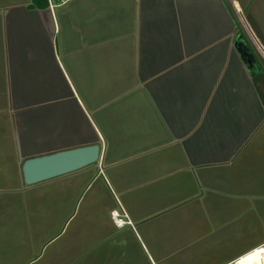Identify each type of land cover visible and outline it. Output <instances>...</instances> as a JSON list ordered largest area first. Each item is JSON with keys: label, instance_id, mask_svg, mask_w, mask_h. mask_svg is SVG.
<instances>
[{"label": "crops", "instance_id": "obj_1", "mask_svg": "<svg viewBox=\"0 0 264 264\" xmlns=\"http://www.w3.org/2000/svg\"><path fill=\"white\" fill-rule=\"evenodd\" d=\"M31 1L0 0V264L262 246L264 0ZM93 144L96 163L24 182L26 159Z\"/></svg>", "mask_w": 264, "mask_h": 264}, {"label": "water", "instance_id": "obj_2", "mask_svg": "<svg viewBox=\"0 0 264 264\" xmlns=\"http://www.w3.org/2000/svg\"><path fill=\"white\" fill-rule=\"evenodd\" d=\"M244 43L242 41L239 44L243 50L242 54L246 58L248 57L246 61L249 66L255 67V59ZM100 149L99 144H93L28 158L22 165L24 182L28 185L35 184L96 163L99 159Z\"/></svg>", "mask_w": 264, "mask_h": 264}, {"label": "built area", "instance_id": "obj_3", "mask_svg": "<svg viewBox=\"0 0 264 264\" xmlns=\"http://www.w3.org/2000/svg\"><path fill=\"white\" fill-rule=\"evenodd\" d=\"M66 1H68V0H66ZM111 216H112L113 221L118 226H124V225L129 224L131 222L130 220L127 219L126 214L120 213L118 210H114L111 213ZM258 248H260L263 251V254H264V244L262 246L258 247ZM258 248H255L252 251H256ZM252 251H250V252H252ZM242 258H243V256L239 257L238 259H236L234 262H232L230 264H238V263H240ZM260 260H261V262H263L262 264H264V257H262Z\"/></svg>", "mask_w": 264, "mask_h": 264}, {"label": "bare ground", "instance_id": "obj_4", "mask_svg": "<svg viewBox=\"0 0 264 264\" xmlns=\"http://www.w3.org/2000/svg\"><path fill=\"white\" fill-rule=\"evenodd\" d=\"M264 257L263 251L258 248L256 251L249 252L244 255L238 264H262L261 258Z\"/></svg>", "mask_w": 264, "mask_h": 264}, {"label": "trees", "instance_id": "obj_5", "mask_svg": "<svg viewBox=\"0 0 264 264\" xmlns=\"http://www.w3.org/2000/svg\"><path fill=\"white\" fill-rule=\"evenodd\" d=\"M46 5H48V0H32L31 3L29 4L30 7H44ZM244 38H246L245 35H244ZM254 59H255V57H254ZM258 64L261 66L260 63H258ZM253 78L255 81H257V80H263L264 81V70L262 69L259 73L254 74ZM260 95L262 98V102L264 103V93L262 92Z\"/></svg>", "mask_w": 264, "mask_h": 264}, {"label": "rangeland", "instance_id": "obj_6", "mask_svg": "<svg viewBox=\"0 0 264 264\" xmlns=\"http://www.w3.org/2000/svg\"><path fill=\"white\" fill-rule=\"evenodd\" d=\"M255 67H257V65H254ZM263 89V91H264V88H262Z\"/></svg>", "mask_w": 264, "mask_h": 264}, {"label": "flooded vegetation", "instance_id": "obj_7", "mask_svg": "<svg viewBox=\"0 0 264 264\" xmlns=\"http://www.w3.org/2000/svg\"><path fill=\"white\" fill-rule=\"evenodd\" d=\"M246 59H248V57Z\"/></svg>", "mask_w": 264, "mask_h": 264}]
</instances>
